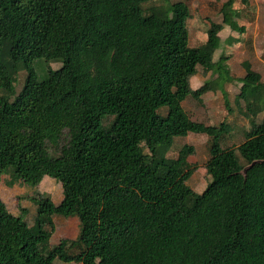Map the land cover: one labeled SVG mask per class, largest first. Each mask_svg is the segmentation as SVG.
I'll return each instance as SVG.
<instances>
[{"label": "trees", "instance_id": "obj_1", "mask_svg": "<svg viewBox=\"0 0 264 264\" xmlns=\"http://www.w3.org/2000/svg\"><path fill=\"white\" fill-rule=\"evenodd\" d=\"M151 1L0 0V181L33 189L50 177L62 192L28 198L32 225L0 198V264H264V162L242 172L264 160V83L247 61L235 79L228 56L213 60L224 27L245 31L237 3L248 1L226 0L198 46L185 3ZM39 60L61 66L40 77ZM198 66L225 103L223 85L242 84L249 129L237 147L222 145L226 122L206 125L182 106L198 99ZM189 133L208 138L201 193L187 184L192 146L166 156ZM55 216L78 220L74 240L50 246Z\"/></svg>", "mask_w": 264, "mask_h": 264}, {"label": "rangeland", "instance_id": "obj_2", "mask_svg": "<svg viewBox=\"0 0 264 264\" xmlns=\"http://www.w3.org/2000/svg\"><path fill=\"white\" fill-rule=\"evenodd\" d=\"M226 0H152L147 8L166 7L171 4L173 7H179L185 3L189 8L190 16L187 20L189 33V45L198 46L205 42L206 32L211 23H221V7ZM248 7L240 2L237 5L241 15L238 24L244 26L245 31L237 34L229 27H224L220 31V46L213 56L217 61L221 55L228 56L226 64L229 74L235 79L244 78L245 70L242 63L247 61L251 69L260 75V81L264 83V0H247ZM236 5V6H237ZM239 37L235 44L234 38ZM41 68H40V67ZM61 66L58 61L46 63L39 60L34 63L35 71L41 73L40 77L46 76L49 69L56 70ZM25 72L17 73L14 82V91L18 93L22 87ZM215 76L211 75V68L198 66L196 74L190 79V87L196 91L198 99L189 97L182 106L186 112L196 121L206 125H218L220 122H226L230 127V132L226 143L223 146L237 147L243 141V132L249 129V123L243 115L245 102L241 98L242 84L234 80L223 85L227 93L226 100L219 89H212L211 84ZM209 82V83H207ZM220 85V83H219ZM264 93V91H263ZM167 108L159 109L160 115L166 114ZM264 119V107L261 113L257 115V121ZM207 136L204 134L189 133L186 137H176L166 156L175 158L183 145H190L193 151L188 155V162L192 165V175L187 181L188 186L196 193H201L209 181L207 178L205 166L209 155L207 150ZM50 177L45 178L37 187L31 189L23 184L16 182L8 186L7 176H2L0 181V198L5 203L8 211L13 215H20L21 208L26 209L25 219L29 225L33 224L35 215V206L28 199L38 194L48 195L50 198L59 202L62 199L60 184H55L52 189L49 185ZM20 184V185H19ZM15 188H12V187ZM55 230L50 239V246H57L63 239H75L78 234V220L76 218L54 217ZM55 264H64L59 260Z\"/></svg>", "mask_w": 264, "mask_h": 264}, {"label": "water", "instance_id": "obj_3", "mask_svg": "<svg viewBox=\"0 0 264 264\" xmlns=\"http://www.w3.org/2000/svg\"><path fill=\"white\" fill-rule=\"evenodd\" d=\"M260 162H264V160H262V161H254V162H252L250 165H248L247 167H245L244 169H243V174L245 173V171L248 169V168H250L252 165H254L255 163H260Z\"/></svg>", "mask_w": 264, "mask_h": 264}, {"label": "crops", "instance_id": "obj_4", "mask_svg": "<svg viewBox=\"0 0 264 264\" xmlns=\"http://www.w3.org/2000/svg\"><path fill=\"white\" fill-rule=\"evenodd\" d=\"M20 184H21V183H20ZM20 184H19V185H20ZM12 188H15V187L13 186ZM76 237H77V235H76ZM76 237H75V238H76ZM67 240H68V239H67ZM69 240H70V239H69ZM73 240H74V239H73Z\"/></svg>", "mask_w": 264, "mask_h": 264}]
</instances>
